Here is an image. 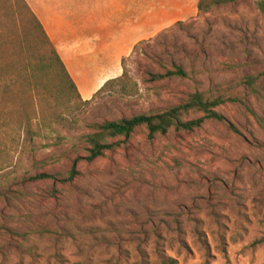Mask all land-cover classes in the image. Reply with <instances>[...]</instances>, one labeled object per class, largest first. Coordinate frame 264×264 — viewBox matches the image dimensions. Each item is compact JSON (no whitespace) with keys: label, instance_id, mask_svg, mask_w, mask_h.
Masks as SVG:
<instances>
[{"label":"rangeland","instance_id":"rangeland-1","mask_svg":"<svg viewBox=\"0 0 264 264\" xmlns=\"http://www.w3.org/2000/svg\"><path fill=\"white\" fill-rule=\"evenodd\" d=\"M261 2L178 14L175 23L107 57L106 68L82 67L84 105L75 117L61 110L60 118L36 117L30 124L24 114L36 107L18 106L25 124L18 118L10 124L16 131L22 124L21 141L13 167L0 171V264H264ZM29 23L19 0H0L5 52L23 47ZM28 40L36 43L33 34ZM93 49L101 48L87 51ZM173 66L189 78L151 79ZM124 74L138 87L137 96L100 93ZM249 77L256 93L247 86ZM196 92L229 93L255 116L228 103L217 110L222 121H206L192 132L172 130L154 141L141 129L103 158L77 161L86 157L82 138L93 126L165 113ZM76 162L79 175L67 182Z\"/></svg>","mask_w":264,"mask_h":264},{"label":"trees","instance_id":"trees-1","mask_svg":"<svg viewBox=\"0 0 264 264\" xmlns=\"http://www.w3.org/2000/svg\"><path fill=\"white\" fill-rule=\"evenodd\" d=\"M239 0H199L197 10L210 12L219 6H228ZM30 17L28 28L25 27L23 47L18 49L19 44L11 51L0 46V171L10 169L14 165V153L21 141L23 126L16 131L10 121L18 118L23 124L24 117L18 106L26 104L35 106V113L24 114L31 124L33 118L43 122L50 119L60 118L57 116L75 117V112L84 105L81 94L68 69L59 56L55 46L48 37L41 22L31 11L25 0H19ZM264 13V2L259 4ZM34 35L36 43H30L28 37ZM15 50V51H14ZM189 72L183 67L173 66L164 75H152L151 79L160 81L165 79H187ZM247 86L252 92L256 80L253 77L247 79ZM119 91L126 97H134L139 93L127 74L121 78L108 81L100 93ZM229 93L217 97H209L206 93L196 92L188 96L187 100L179 106L173 107L165 113L155 115H139L123 118L116 121H108L93 126V133L83 136L86 145L84 149L86 157L77 161L92 163L103 158L106 153L114 152L128 144L137 131L145 129L147 139L154 141L158 136H166L170 131L192 132L201 128L206 121H222L223 117L217 110L226 104L240 103L248 112L255 114L243 100L227 96ZM3 113V114H2ZM32 114L34 116H32ZM202 115L197 119L192 117ZM77 162L68 174L67 182H73L79 175ZM39 179H52L50 175H41ZM261 242H256L259 244ZM172 259H165L163 264H175Z\"/></svg>","mask_w":264,"mask_h":264},{"label":"crops","instance_id":"crops-1","mask_svg":"<svg viewBox=\"0 0 264 264\" xmlns=\"http://www.w3.org/2000/svg\"><path fill=\"white\" fill-rule=\"evenodd\" d=\"M25 1L44 27L81 95L83 81L78 79L82 77L79 74L82 70L85 69V72L91 70L95 63L100 64V68H106L104 63L107 57L113 58L116 56L115 53H121L120 48L131 47L146 36H153L175 23L178 14L190 17L197 11L199 2V0H188L187 3H183L182 0ZM91 46L101 49L87 51ZM81 50L86 54L80 57ZM79 63L84 65L80 64L78 68L76 64Z\"/></svg>","mask_w":264,"mask_h":264}]
</instances>
